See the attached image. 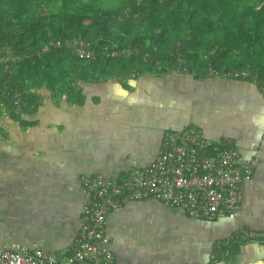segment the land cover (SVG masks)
Segmentation results:
<instances>
[{
  "label": "crops",
  "instance_id": "obj_1",
  "mask_svg": "<svg viewBox=\"0 0 264 264\" xmlns=\"http://www.w3.org/2000/svg\"><path fill=\"white\" fill-rule=\"evenodd\" d=\"M261 81V80H260ZM72 101L36 89L20 113L0 106V241L40 248L63 264L88 202L80 179L117 177L157 156L167 130L195 125L213 141L230 139L253 173L240 183L234 218L189 217L154 199L126 201L106 216L115 264H264L250 240L214 259V245L237 230L264 232V93L251 79L171 70L74 84Z\"/></svg>",
  "mask_w": 264,
  "mask_h": 264
},
{
  "label": "trees",
  "instance_id": "obj_2",
  "mask_svg": "<svg viewBox=\"0 0 264 264\" xmlns=\"http://www.w3.org/2000/svg\"><path fill=\"white\" fill-rule=\"evenodd\" d=\"M73 38L141 55L91 60L41 51L50 41ZM2 46L13 56H30L0 66V106L6 108L5 90L20 92L27 106L35 105L43 86L72 101L81 97L77 82H127L144 72L201 75L249 67L264 82V0H0ZM250 240L264 243V236L231 239L214 259Z\"/></svg>",
  "mask_w": 264,
  "mask_h": 264
},
{
  "label": "built area",
  "instance_id": "obj_3",
  "mask_svg": "<svg viewBox=\"0 0 264 264\" xmlns=\"http://www.w3.org/2000/svg\"><path fill=\"white\" fill-rule=\"evenodd\" d=\"M41 51H63L91 60L99 56L130 58L141 55L139 50L124 46L112 48L76 38L50 41ZM26 57H30L29 54L13 56L4 46L0 47V66ZM142 57L145 60L148 54ZM221 74L234 79H251L264 93V82L258 79L257 71L249 67ZM2 93L7 96L9 110L20 113L26 107L20 92L5 90ZM252 173V164L242 158L230 139L213 141L195 125L167 130L157 156L146 167L130 169L117 177L97 174L81 177L88 202L82 208L76 239L63 264H115L106 233V216L126 201L154 199L180 208L194 219L234 218L240 207V183ZM263 236L264 232L241 229L223 243ZM221 247V242L214 245L213 258ZM0 264H57V260L52 252L40 248L11 250L0 241Z\"/></svg>",
  "mask_w": 264,
  "mask_h": 264
},
{
  "label": "rangeland",
  "instance_id": "obj_4",
  "mask_svg": "<svg viewBox=\"0 0 264 264\" xmlns=\"http://www.w3.org/2000/svg\"><path fill=\"white\" fill-rule=\"evenodd\" d=\"M169 72V71H168Z\"/></svg>",
  "mask_w": 264,
  "mask_h": 264
}]
</instances>
